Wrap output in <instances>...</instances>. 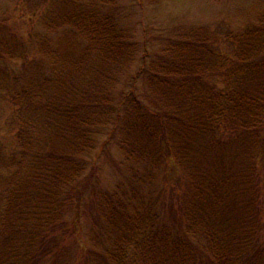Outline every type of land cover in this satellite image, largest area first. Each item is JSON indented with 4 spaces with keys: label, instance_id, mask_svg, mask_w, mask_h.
Listing matches in <instances>:
<instances>
[{
    "label": "trees",
    "instance_id": "16d2710c",
    "mask_svg": "<svg viewBox=\"0 0 264 264\" xmlns=\"http://www.w3.org/2000/svg\"><path fill=\"white\" fill-rule=\"evenodd\" d=\"M74 9L44 26L70 28L78 53L50 36L37 59L0 52L12 74L0 68V96L19 123L1 224L12 206L30 264L73 249L82 217L106 241L80 246L89 264H264V18L228 34L229 53L203 30L178 29L139 56L113 18ZM14 59L25 62L19 75ZM109 143L127 186L91 195L88 168Z\"/></svg>",
    "mask_w": 264,
    "mask_h": 264
},
{
    "label": "rangeland",
    "instance_id": "374dc122",
    "mask_svg": "<svg viewBox=\"0 0 264 264\" xmlns=\"http://www.w3.org/2000/svg\"><path fill=\"white\" fill-rule=\"evenodd\" d=\"M86 6L103 17L113 18L121 29L133 36L139 45V56L145 48L149 54L154 52L159 39L178 29L203 30L216 41L215 49L229 53L233 44L226 36L244 31L256 19L264 18V0H0V52L13 51L25 56L27 61L37 59V41L43 36H50L54 43L65 40L64 52L78 53L84 42L77 39L70 28L63 26L55 31H47L44 22H56L63 13ZM40 62L45 65V74L51 75L45 61ZM24 63L22 59H14L8 67L19 75L23 73ZM0 68L8 79L12 76L3 65ZM134 68L135 65L128 74L134 72ZM128 74L124 71V75H120V82H124ZM18 130L14 102L7 96H0V193L9 184L14 170L10 166V159L16 153L15 135ZM96 153L97 158L88 168L91 170V195L97 188L106 191H113L117 186L125 188L127 173L117 168L122 158L116 145L109 143L105 149H97ZM155 189L146 187L142 193L148 194L150 191L153 194ZM14 212L10 206L7 227H3L0 198V264H30L29 251H34V247H29L28 237L25 239L26 231L16 233L10 227L9 221L14 217ZM73 216L72 211L67 212L69 219ZM25 217L34 222L32 216L26 214ZM78 236L79 243L59 260H54V264H89L86 261L89 258L83 253L85 249L80 246L87 248L95 238L99 239L100 246L106 245L96 222L89 217L81 218ZM46 261L47 258L39 256L36 264H46Z\"/></svg>",
    "mask_w": 264,
    "mask_h": 264
}]
</instances>
